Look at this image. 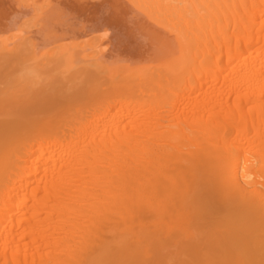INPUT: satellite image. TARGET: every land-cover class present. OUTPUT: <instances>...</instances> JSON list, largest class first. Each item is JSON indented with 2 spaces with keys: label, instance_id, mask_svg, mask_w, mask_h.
Masks as SVG:
<instances>
[{
  "label": "bare ground",
  "instance_id": "bare-ground-1",
  "mask_svg": "<svg viewBox=\"0 0 264 264\" xmlns=\"http://www.w3.org/2000/svg\"><path fill=\"white\" fill-rule=\"evenodd\" d=\"M204 205L264 264V0H0V264L177 252Z\"/></svg>",
  "mask_w": 264,
  "mask_h": 264
},
{
  "label": "rangeland",
  "instance_id": "rangeland-1",
  "mask_svg": "<svg viewBox=\"0 0 264 264\" xmlns=\"http://www.w3.org/2000/svg\"><path fill=\"white\" fill-rule=\"evenodd\" d=\"M10 71L11 68L8 72ZM39 97L33 112L43 120V123L58 124L67 118L70 108H66L67 111L62 108L63 101L58 102L59 100L55 97L43 95ZM226 216V210L204 205L200 212L197 210L191 216L190 227L197 234L194 244L183 248L182 245L177 252L168 247H151L147 257L142 254L145 251L132 249L127 252L128 254L125 252L122 257L117 255L101 264H237L239 259L232 251L238 250L239 255L245 258L249 245L243 241H237L241 238L232 235L229 231L230 235L225 233V229H222V219Z\"/></svg>",
  "mask_w": 264,
  "mask_h": 264
}]
</instances>
